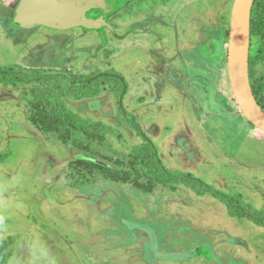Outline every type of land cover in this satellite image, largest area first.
<instances>
[{
  "label": "rangeland",
  "instance_id": "rangeland-1",
  "mask_svg": "<svg viewBox=\"0 0 264 264\" xmlns=\"http://www.w3.org/2000/svg\"><path fill=\"white\" fill-rule=\"evenodd\" d=\"M192 1L132 0L110 28L54 31L14 28L18 0H0V70L45 73L0 79V264H34L33 245L56 264H264V226L140 161L137 129L170 173L264 212V132L227 75L234 0ZM251 17L247 74L264 105V0ZM192 41L211 66L199 75ZM108 71L126 82L122 110L114 81L79 83Z\"/></svg>",
  "mask_w": 264,
  "mask_h": 264
},
{
  "label": "water",
  "instance_id": "water-1",
  "mask_svg": "<svg viewBox=\"0 0 264 264\" xmlns=\"http://www.w3.org/2000/svg\"><path fill=\"white\" fill-rule=\"evenodd\" d=\"M126 0H18L15 22L20 29L45 28L68 31L75 28L100 31L109 28L105 16ZM254 0H234L227 45V75L232 96L243 117L264 132V112L253 98L247 70L250 14ZM98 11V17L90 16ZM247 48L244 52V38ZM245 72L247 85H243Z\"/></svg>",
  "mask_w": 264,
  "mask_h": 264
},
{
  "label": "trees",
  "instance_id": "trees-1",
  "mask_svg": "<svg viewBox=\"0 0 264 264\" xmlns=\"http://www.w3.org/2000/svg\"><path fill=\"white\" fill-rule=\"evenodd\" d=\"M95 16H97V15H95ZM13 21H14L13 25L15 26L14 28H17L16 22H15V16L13 17ZM253 26H254V18L251 17L250 18L251 30L253 29ZM109 28H110V25H109ZM208 48L210 49L209 45L207 46V49ZM40 74H43V73H41L37 70H24V69L11 68V69L0 70V79H5V80L13 79V80L25 81L30 77L41 76ZM43 75H45V73ZM53 75L68 79V76L66 74H64L63 72H57V73L52 74L50 76L54 77ZM96 79H106L108 81H114L117 84V86H118L117 99L119 102L118 106H119V109L122 110V108H121L122 104L120 101H121L123 95L127 92V86H126V82H125L124 78L115 71H108V72H99L95 75L87 76V77L83 78V80H79V83H82L81 85H89V84H92V82H94V80H96ZM257 104L264 111V105L258 99H257ZM31 105H33L34 108L43 109L46 106L48 107L50 104L44 105L42 101H38L36 104H31ZM122 113H123V111H122ZM30 119H31V121L40 125L38 123L36 117L31 115ZM53 129H54V132H56V128H53ZM137 131H138L137 133L139 135H141V138L146 142V145H143L138 149L139 157L142 158L140 161L143 162V164H146V166L147 165L151 166V167L155 168L156 171L163 173L164 175H167L169 177L168 178L169 181H171L173 183L178 182V183H182V184L189 186V187L193 186L197 190L198 189L201 190L202 188H204L209 193H211V195H213L214 197H217L220 200H223L227 206L235 207V210L239 214H241L242 216L248 217L251 221H253L254 223H256L259 226H264V212L246 211L243 208H240L239 205L236 203H233V200H231L229 197L224 196L218 190H216L213 187H211L210 185L202 182L201 180H199L197 178H193L190 174L175 175L173 173H170L162 165L161 159L159 158L153 143L140 130L137 129ZM87 137H92V136H90V134H89V136H87ZM149 152L151 154H149ZM111 176H113V175H111ZM142 188H145V187L142 186ZM197 255L198 256L200 255V256H203L205 258L210 259V256L207 254V252L205 251V249L203 247L198 248Z\"/></svg>",
  "mask_w": 264,
  "mask_h": 264
},
{
  "label": "crops",
  "instance_id": "crops-1",
  "mask_svg": "<svg viewBox=\"0 0 264 264\" xmlns=\"http://www.w3.org/2000/svg\"><path fill=\"white\" fill-rule=\"evenodd\" d=\"M196 2V1H200V0H193L192 2ZM231 12V11H230ZM230 15H231V13H230ZM229 22H230V17H229ZM196 32V31H195ZM195 34V39H197L196 37H198V35H196V33H194ZM193 42V41H192ZM194 42H195V40H194ZM193 42V44H194V48H195V51H196V55H195V58H194V61H193V63H196L195 64V66H194V71L195 70H197L198 71V75L199 74H201V73H203L205 70H206V68L207 67H211L210 66V62L208 61V59L204 56L205 55V51H207L208 49H207V46L209 45L210 46V51H211V53L212 54H217V48L219 47V45L217 44V43H215V42H213L212 43V41H210V40H208V42H206V44H205V51L203 50V48H202V50L204 51H202V50H200V46H199V43H194ZM210 42L212 43V44H210ZM198 47V48H197ZM198 50V51H197ZM208 52V51H207ZM219 52V51H218ZM212 58V60H211V64H213L214 66H216V64L215 63H213L214 61H213V57H211ZM191 61V62H192ZM207 64H208V66H207ZM206 67V68H205ZM185 69L186 68H184V72H185ZM197 83H198V81H197ZM151 253V252H150Z\"/></svg>",
  "mask_w": 264,
  "mask_h": 264
},
{
  "label": "clouds",
  "instance_id": "clouds-1",
  "mask_svg": "<svg viewBox=\"0 0 264 264\" xmlns=\"http://www.w3.org/2000/svg\"><path fill=\"white\" fill-rule=\"evenodd\" d=\"M31 251L34 264H56L55 257L50 254L46 246L33 245Z\"/></svg>",
  "mask_w": 264,
  "mask_h": 264
},
{
  "label": "bare ground",
  "instance_id": "bare-ground-1",
  "mask_svg": "<svg viewBox=\"0 0 264 264\" xmlns=\"http://www.w3.org/2000/svg\"><path fill=\"white\" fill-rule=\"evenodd\" d=\"M246 37L244 38V41H243V44H244V52L247 48V41H246ZM198 48V47H197ZM243 85L246 86L247 85V79H246V75H245V72H243Z\"/></svg>",
  "mask_w": 264,
  "mask_h": 264
},
{
  "label": "flooded vegetation",
  "instance_id": "flooded-vegetation-1",
  "mask_svg": "<svg viewBox=\"0 0 264 264\" xmlns=\"http://www.w3.org/2000/svg\"><path fill=\"white\" fill-rule=\"evenodd\" d=\"M131 1H132V0H126L125 3H124L122 6L126 5L128 2H131ZM122 6H121V7H122ZM118 8H119V7H118ZM115 9H117V8H115ZM115 9H114V10H115ZM111 12H113V11H111ZM109 14H110V13H109ZM109 14H108V15H109ZM108 15L105 16V19H106V20H107V18H108ZM98 16H99V14H98L96 17H98ZM107 21H108V20H107ZM108 24H109V23H108Z\"/></svg>",
  "mask_w": 264,
  "mask_h": 264
}]
</instances>
